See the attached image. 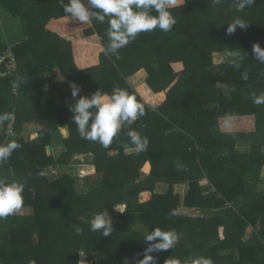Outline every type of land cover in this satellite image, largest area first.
I'll return each mask as SVG.
<instances>
[{"label":"trees","instance_id":"obj_1","mask_svg":"<svg viewBox=\"0 0 264 264\" xmlns=\"http://www.w3.org/2000/svg\"><path fill=\"white\" fill-rule=\"evenodd\" d=\"M0 5L19 17L24 33L12 49L15 70L0 77V113L15 117L13 136L5 134L9 121L0 125V144L14 140L22 147L0 165V177L24 182L22 208L31 209L29 216L0 219V264H80L81 255L87 264H136L147 247L144 234L157 227L174 229L180 238L173 249L152 253L156 264H195L201 257L212 264H264L263 232L245 236L249 226L264 224V190L256 191L264 167V105L251 96L264 92V64L252 54L253 43L264 47V0L240 12L234 0H176L173 28L140 33L119 50V59L100 51L108 43L107 21H93L82 33L96 43L94 61L89 53L79 61L73 41L47 27L50 19L66 16L59 0ZM237 16L247 28L225 35ZM5 48L0 42V55ZM219 51L239 52L241 68L214 64L212 54ZM141 69L158 105L145 103L129 82ZM56 80L65 82L67 97L72 83L79 86L77 98L126 89L145 105V115L103 148L81 139L62 96L48 94ZM29 122L40 126L33 139L23 135ZM229 122V130L221 126ZM62 124L68 129L62 150L47 154ZM128 130L148 138L146 151H135ZM240 141L249 144L242 149ZM81 155L91 157L94 171L79 177L73 164ZM157 184L166 190L154 192ZM144 191L151 197L140 202ZM117 204L126 210L114 211ZM105 208L111 236L90 228Z\"/></svg>","mask_w":264,"mask_h":264},{"label":"clouds","instance_id":"obj_2","mask_svg":"<svg viewBox=\"0 0 264 264\" xmlns=\"http://www.w3.org/2000/svg\"><path fill=\"white\" fill-rule=\"evenodd\" d=\"M66 17L78 21L81 25H91L93 21L108 23V43L101 47L100 51L105 56H116L119 59V50L133 42L140 33L152 32L159 29L162 32H169L176 24V19L170 7L175 6L176 0H59ZM220 4L222 0H214ZM254 4V0H234V7L237 12L243 11L246 7ZM155 12V15H153ZM248 23L235 17L225 30V35L231 36L236 28L246 29ZM252 54L255 60L264 64V47L259 43L252 44ZM228 63L234 68H241L239 52H227ZM240 78L244 81L249 79V73L242 71ZM71 95L76 98L71 105L73 113L72 120L77 126L81 139L98 142L103 148H109L114 138H118L122 129L128 128L135 121L145 115V105L139 102L136 96L130 94L126 89L116 87L111 94L106 95L96 90L88 96H78L79 86L70 84ZM252 102L256 105H264V92L257 95L252 93ZM12 112L0 113V125L5 121L14 120ZM127 136L137 153L146 151L149 140L142 137L135 130H128ZM22 145L16 141L0 144V165L6 164L11 154L21 148ZM180 168L181 165L177 164ZM44 175L43 172L38 173ZM14 177V173H10ZM24 182L15 178L8 179L0 177V219L16 214L24 204ZM114 211L123 213L125 206H112ZM170 215H176L171 212ZM90 228L93 232H99L103 236H111L113 233V220L106 208L96 213L90 221ZM180 238L179 233L174 229L162 230L157 227L146 232L143 240L147 243L144 249L143 258L136 264H156L154 252L173 249ZM127 264V259L125 261ZM195 264H212L210 259L199 258Z\"/></svg>","mask_w":264,"mask_h":264},{"label":"crops","instance_id":"obj_3","mask_svg":"<svg viewBox=\"0 0 264 264\" xmlns=\"http://www.w3.org/2000/svg\"><path fill=\"white\" fill-rule=\"evenodd\" d=\"M84 2L86 3V0H84ZM47 27L55 31L58 30V32H60L64 37L73 41L74 53L76 54V56L78 54L77 59L79 61L80 59L84 60L85 57H88V53L92 56V59H91L92 61L96 60L97 47L95 45L96 43L93 39V36H85L82 33L83 30L88 27V25H81L78 21L65 16L63 18L50 19L47 24ZM23 39H24V33L22 30L19 17L12 16L7 9L3 8L0 5V42L3 45H6L8 43H13V42L16 43ZM93 45L95 46L94 49H93ZM93 55L95 58H93ZM212 61L214 64L228 62L227 52L226 51L214 52L212 54ZM145 75H146V72L143 69H141L129 78V82L131 83L133 88L137 91L138 95L141 97V99L145 103L150 104L152 106L158 105L160 101L157 95L155 94L153 95L155 96V99H156L154 100L155 102L153 101V102L148 103V101H146V99H144L137 90L140 85L147 88V86L144 83ZM56 84L58 85V88ZM56 84H55L56 87L54 86V88L50 91L51 93H48V94L50 96L51 95L62 96L61 98L64 102L65 107L71 110V105L75 103L76 98L67 97L66 95L67 90L65 89L66 88L65 82L63 80H60V81L56 80ZM230 124L231 123L229 122L228 123L229 126L224 125V127H227V129L229 130ZM240 125L242 124L240 123ZM243 126H246V124L244 123ZM38 130H40V126L38 124L32 123V122L25 123L23 135L25 137L29 136L30 139H33L31 138V136L34 133H37ZM67 136H68L67 125L65 124L59 125L57 127V135L54 136L51 145H49L50 152H52L54 155H58L62 150L60 139L66 138ZM248 144L249 142L247 141H240L238 143V146L242 147L243 149V147L246 148ZM81 157L82 156H78L75 158L76 161H75V164H73L75 166L73 167L75 169L74 170L75 173H77L79 177L85 174H92L94 169H93V166L91 165V158H89V160L85 162L83 161V158ZM83 157H89V156L84 155ZM47 171L51 175H57L59 169L57 170L53 168H48ZM260 178H261V181L258 182L256 186V191L264 190V167L262 168L260 172ZM204 183L205 182L203 181V184ZM160 186L165 187L164 184H157L154 188V192H160L159 190H157V188H159ZM150 197H151V192L144 191L140 193L139 201L140 202L147 201ZM30 213H31V209L28 207H24V208H21L16 214H14V216H21V217L29 216ZM259 231L263 232V235H264V224H257L256 228L249 226L248 229L246 230V235H245L246 239L251 235L252 232L256 234Z\"/></svg>","mask_w":264,"mask_h":264},{"label":"built area","instance_id":"obj_4","mask_svg":"<svg viewBox=\"0 0 264 264\" xmlns=\"http://www.w3.org/2000/svg\"><path fill=\"white\" fill-rule=\"evenodd\" d=\"M13 46H14V42L6 44V48L4 52L0 55V65H3L5 67L4 70L0 71V77H5L11 74L16 68L17 64H16V59H15V56L12 50ZM12 92L16 93V89L13 88ZM13 122L14 120L9 121L6 126V129H5L6 137H11L14 135Z\"/></svg>","mask_w":264,"mask_h":264},{"label":"rangeland","instance_id":"obj_5","mask_svg":"<svg viewBox=\"0 0 264 264\" xmlns=\"http://www.w3.org/2000/svg\"><path fill=\"white\" fill-rule=\"evenodd\" d=\"M215 59H217V58H215ZM138 92H139V94L144 98V99H146V101H148V103L149 102H153L154 100H156L155 99V96H153L154 94H152V92L151 91H149L148 90V88H145V87H143L142 85H140L139 87H138ZM155 102V101H154ZM158 102V101H157ZM221 126H224V124H221ZM31 138H32V136H31ZM82 156V155H81ZM89 156V155H88ZM81 158H83V161H88L89 160V158H91L90 156L89 157H81ZM82 160V159H81ZM57 175L59 176L60 174H58L57 173ZM78 190H84V188H79L78 187ZM157 190H159L160 192H164L165 190H166V187H164V186H160L159 188H157ZM123 206V205H122ZM184 211H187L189 214H192L193 213V211H191V210H184ZM79 261H80V264H87V262L85 261V258H84V256H80V259H79Z\"/></svg>","mask_w":264,"mask_h":264},{"label":"water","instance_id":"obj_6","mask_svg":"<svg viewBox=\"0 0 264 264\" xmlns=\"http://www.w3.org/2000/svg\"><path fill=\"white\" fill-rule=\"evenodd\" d=\"M35 137H37V133H34V134L32 135V138H35ZM46 152H47V154L50 153V146H49V145L46 146Z\"/></svg>","mask_w":264,"mask_h":264}]
</instances>
